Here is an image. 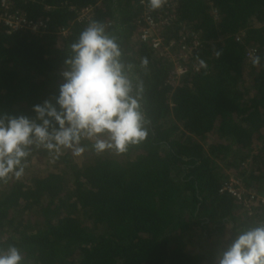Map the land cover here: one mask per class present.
<instances>
[{
	"label": "trees",
	"instance_id": "1",
	"mask_svg": "<svg viewBox=\"0 0 264 264\" xmlns=\"http://www.w3.org/2000/svg\"><path fill=\"white\" fill-rule=\"evenodd\" d=\"M8 1L47 27L0 26V114L34 116V104L57 94L87 27L69 7L94 5L133 95L142 84L148 135L123 153H96L86 139L79 156L31 145L23 175L0 179V249L15 246L22 264H216L237 231L264 224L258 202L248 213L219 191L229 176L264 188V0H173L176 24L200 36L199 70L175 82L138 39L137 0Z\"/></svg>",
	"mask_w": 264,
	"mask_h": 264
},
{
	"label": "clouds",
	"instance_id": "2",
	"mask_svg": "<svg viewBox=\"0 0 264 264\" xmlns=\"http://www.w3.org/2000/svg\"><path fill=\"white\" fill-rule=\"evenodd\" d=\"M164 3L147 0L150 10ZM70 47L71 55L61 72L63 82L52 99L34 104L31 117L0 114V179L23 175L33 144L56 154L67 149L79 156L85 151L82 139L90 141L96 153H123L130 144L146 139L143 87L138 84L132 94L115 39L92 22ZM260 62L259 55L251 56L253 66ZM0 264H22L19 250L15 246L0 249ZM216 264H264V224L237 231L220 251Z\"/></svg>",
	"mask_w": 264,
	"mask_h": 264
},
{
	"label": "built area",
	"instance_id": "3",
	"mask_svg": "<svg viewBox=\"0 0 264 264\" xmlns=\"http://www.w3.org/2000/svg\"><path fill=\"white\" fill-rule=\"evenodd\" d=\"M137 3L142 9L137 19L138 39L170 65L167 81L175 82L188 70L198 71L200 64L194 58L200 45L199 32L185 24H176L173 0H165L163 6L155 10L149 9L147 0H137ZM11 5L12 2L1 0L0 26L10 31H29L35 35L45 32L46 21L42 18H29L23 12L11 10ZM69 9L75 14L74 21L84 22L87 26L95 22L94 5L78 8L70 6ZM56 32L67 36L70 27L59 26ZM247 55L251 58L254 49H248ZM219 191L236 199L248 213H251L252 204L255 202L264 209V188L258 190L247 186L241 177L229 176L222 182Z\"/></svg>",
	"mask_w": 264,
	"mask_h": 264
}]
</instances>
